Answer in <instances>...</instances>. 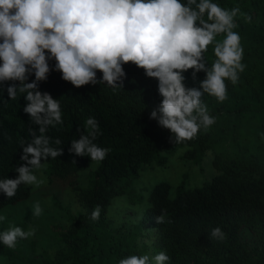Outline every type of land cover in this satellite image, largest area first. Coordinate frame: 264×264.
<instances>
[{"label": "trees", "instance_id": "1", "mask_svg": "<svg viewBox=\"0 0 264 264\" xmlns=\"http://www.w3.org/2000/svg\"><path fill=\"white\" fill-rule=\"evenodd\" d=\"M212 2L229 10L238 6L251 17L248 21L239 14L234 18L246 68L236 84L225 81L227 98L222 103L207 94L202 97L215 123L190 141L175 144L171 131L150 118L162 100L158 80L133 63L123 65V87L113 90L106 83L77 88L54 70V59L48 61L52 70L38 82V90L59 100L63 124L50 126L46 135L61 140L52 146L62 148L63 154L42 163L50 182L70 187L79 208L73 211L55 202L65 226L56 235L58 247L52 255H43L44 264H119L130 255L152 257L160 251L170 257L166 264H264V0ZM223 38L222 34L216 40ZM204 56L210 66L215 59L213 45ZM192 71L184 73L185 84L199 87L205 73L193 79ZM101 78L97 71V79ZM33 80L34 74L25 82ZM14 83L19 87L18 81ZM12 84H0V179L18 176L15 168L25 163L20 159V142H30L29 128L39 134V125L23 111L26 94L18 93L14 100L9 97L7 88ZM89 117L96 119L100 129L94 143L109 149L93 169L96 162L89 156L69 152L71 141L86 134ZM207 154L215 175L202 186L190 188L188 179L174 187L166 180L150 185L157 180L154 162L164 166L176 157L200 166ZM30 197L23 185L11 199L0 192V211ZM97 205L100 216L93 220ZM114 206L123 209L121 214L141 210L140 220L129 224V217L115 226L109 216ZM162 214L165 222L157 224L155 217ZM215 227L221 228L225 239L211 237ZM244 232L254 236L253 243ZM16 252V247L0 245L1 257L13 259Z\"/></svg>", "mask_w": 264, "mask_h": 264}, {"label": "clouds", "instance_id": "2", "mask_svg": "<svg viewBox=\"0 0 264 264\" xmlns=\"http://www.w3.org/2000/svg\"><path fill=\"white\" fill-rule=\"evenodd\" d=\"M238 14L251 19L238 6L229 10L212 0H0V84L13 82L7 88L12 100L18 93L26 94L23 111L39 125L38 135L29 128L30 142H20V159L25 163L15 168V179H0V192L11 199L21 184L39 187L44 181L37 172L46 167L42 160L63 154L62 148L52 146L61 140L46 135L50 126L63 124L59 100L38 90V82L46 80L52 70L49 60L54 59V70L77 88L106 83L115 90L123 87L124 64L131 62L143 69L147 77L158 80L162 97L150 118L171 131L172 142L181 144L215 123L202 97L207 94L222 103L227 98L225 81L236 84L246 68L241 36L234 31ZM222 34L224 38L216 40ZM210 44L215 59L209 66L204 53ZM189 69L193 79L205 73L199 87L186 86L184 73ZM97 71L102 73L99 80ZM32 74L35 80L26 83ZM85 128L86 134L71 141L69 152L100 163L109 149L94 143L100 133L98 122L89 117ZM42 211L37 201L32 215L39 217ZM100 212V206H95L91 218L98 220ZM6 219L0 215V221ZM155 220L164 223L165 215ZM34 234L35 229L9 226L0 232V242L14 249L19 240ZM225 236L219 227L211 230L212 238ZM169 260L160 251L152 257L130 255L119 264H166Z\"/></svg>", "mask_w": 264, "mask_h": 264}, {"label": "rangeland", "instance_id": "3", "mask_svg": "<svg viewBox=\"0 0 264 264\" xmlns=\"http://www.w3.org/2000/svg\"><path fill=\"white\" fill-rule=\"evenodd\" d=\"M166 151L163 150L161 153L166 155ZM210 158V154H207L200 166L176 157L167 160L164 166H158L154 162V175H156L157 180L152 181L150 185L166 180L174 187V185L176 186L181 181L188 179L190 188L200 187L205 182L210 181L215 175V170L210 164ZM96 164L94 163L91 169ZM199 168H202L203 173L200 172ZM45 169L46 167L37 172L38 179L44 181L39 187L21 184L31 192V197L27 201L19 202L0 211V215L7 217L6 220L0 221V232L6 230L9 226H18L25 231L35 229L33 236L17 242V252L13 259L0 256V264H44L43 255L45 253L52 255L54 249L58 247L56 235L64 230L65 226L63 214L55 206V202L58 201L62 206L68 207L73 211L79 208L74 195L70 191V187L64 182H50ZM37 201L43 209L39 217L32 215L33 205ZM122 210L120 206H114L109 213L110 218L114 220L115 226H119L121 220L128 221L129 217L131 218L129 224L136 225L138 223L142 213L141 210L129 209L125 210L124 214H121ZM244 235L250 243L254 242V236L248 232H244ZM0 245H3L2 242H0ZM154 249V251H160L158 248Z\"/></svg>", "mask_w": 264, "mask_h": 264}]
</instances>
